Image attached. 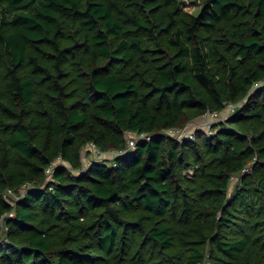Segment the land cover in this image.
Masks as SVG:
<instances>
[{"label":"trees","instance_id":"trees-1","mask_svg":"<svg viewBox=\"0 0 264 264\" xmlns=\"http://www.w3.org/2000/svg\"><path fill=\"white\" fill-rule=\"evenodd\" d=\"M198 3L0 0V264H264V0Z\"/></svg>","mask_w":264,"mask_h":264},{"label":"rangeland","instance_id":"rangeland-1","mask_svg":"<svg viewBox=\"0 0 264 264\" xmlns=\"http://www.w3.org/2000/svg\"><path fill=\"white\" fill-rule=\"evenodd\" d=\"M181 1V6L182 8L192 14H196L200 8V4L198 3V0H180ZM236 105L234 104V107ZM225 113H221L220 115L217 114H206V115H202L200 117L197 118H193L191 121H188L184 124L183 127H176L179 128L180 131L178 133L182 134V135H187V134H193V130L197 131V130H203L204 132H210V130L212 129V125L214 122L217 121H223L225 119V116L227 115L226 112L227 109L225 108ZM180 134H176V136H179ZM124 139L125 141L128 139L127 134L124 132ZM104 151V150H103ZM107 151V150H106ZM93 154L91 152V148L89 144H85L84 146H82L81 150H80V161L82 165H86L87 163H89L90 160L93 159ZM112 156L111 154H109L108 152H105L104 156H102L101 159H111ZM58 163L62 164L63 166H65L69 171L72 172H76L72 167H70V165L65 162L63 159H60L58 161ZM189 172L191 173V170H189ZM236 180H237V176H235L232 181H231V185H230V189L229 191L232 192V190L234 189L235 185H236ZM21 192H24V189L20 190ZM6 196L8 197V199L10 200H16V198L18 197V193H16L15 191L11 190V189H7L6 191ZM5 238V234L4 232H2L0 234V240Z\"/></svg>","mask_w":264,"mask_h":264},{"label":"built area","instance_id":"built-area-1","mask_svg":"<svg viewBox=\"0 0 264 264\" xmlns=\"http://www.w3.org/2000/svg\"><path fill=\"white\" fill-rule=\"evenodd\" d=\"M234 108V105L233 104H228L226 109L228 112H226V114H228L230 111H232V109ZM225 113V111H224ZM209 114H213L211 112H209ZM180 131L179 128H170V129H167L166 130V133L170 136H173V137H176L177 139L179 138H183V137H192L193 134H187V135H182L180 133H178ZM128 136V139L126 140V150L127 149H131V148H134L135 145H136V142L139 138H143V139H148V135L144 134V133H140V134H137V133H134L132 131H126L125 132ZM176 134H180L179 136H176ZM90 145V148H91V152L93 154V159L92 160H99L102 158V156H104L105 152H108L109 154H111L112 157L116 156V155H119V154H122L124 153L126 150L124 149H121V150H116V149H110V150H107V151H103L97 144L95 143H89ZM60 160V158L58 157V159L56 160V162L58 163V161ZM91 162V160L89 161V163ZM89 163H87L85 166H87ZM244 172H248L249 171V168H244L243 169ZM46 173L48 176H51L52 174V167H48L47 170H46ZM26 187V186H25ZM25 190V189H24Z\"/></svg>","mask_w":264,"mask_h":264}]
</instances>
